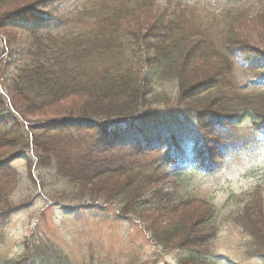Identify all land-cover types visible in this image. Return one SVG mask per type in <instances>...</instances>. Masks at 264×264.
I'll return each instance as SVG.
<instances>
[{
    "label": "rangeland",
    "instance_id": "obj_1",
    "mask_svg": "<svg viewBox=\"0 0 264 264\" xmlns=\"http://www.w3.org/2000/svg\"><path fill=\"white\" fill-rule=\"evenodd\" d=\"M107 1L109 0H7L0 6V113L2 110L5 111L4 115L14 113L9 89L16 69L28 50L29 30L37 28L38 32L44 33L51 29L56 33L53 25H48L47 21L63 20L64 17L76 19L78 16L81 18L76 22L85 27L92 22L84 15L94 12L95 7L96 10L100 9L98 4ZM149 3L145 8L138 7L130 15L120 18V23L123 21L120 24L121 32H118L120 42L125 39L127 41L137 31L143 35L148 34L156 21L163 17L168 19L173 12L179 14L185 9L183 7H192L197 13L198 24H202L214 40L215 51L227 56L232 53L231 57L228 56L234 70L231 75L234 89L231 90L252 96L261 94L263 99L260 101L264 103V0H150ZM90 6H93L92 9ZM86 10L88 11L85 12ZM82 11L85 14L78 15ZM19 12L24 19L26 16L34 17L35 13L46 18L40 22L32 21L35 23L32 24L16 14ZM8 15L22 20L7 19ZM36 17L41 19L39 15ZM235 20L233 29L237 35V44L228 46L224 44L226 32L231 21ZM148 39L152 40L150 36ZM203 65L206 72L223 69V65L215 60L206 61ZM135 67L140 69L142 65L138 62ZM228 67L230 69L227 62L224 65L226 71ZM172 85L168 84L165 90L172 91ZM205 100L208 102L209 97ZM186 101L191 103L189 98ZM177 103L175 99L168 111L158 107V112L155 113L165 114L160 125L172 129L191 118L182 114L184 109ZM69 104V101H65L59 107L39 108L29 113L27 119L20 114H16V120L3 116L6 125L2 123V126L14 133L0 141L4 145L11 141L13 144L27 141L31 139L28 124L40 127L41 123L54 121L58 117L76 115L77 113L61 109ZM192 105L194 106L189 108L200 109L201 102L197 100ZM233 108L236 107H231L230 112L237 109ZM14 121L17 122L16 126L12 124ZM236 123L237 126L226 124L227 129H219V135L212 137L214 140L210 146L214 142L219 145L214 150L215 160L219 165L217 170L201 168L189 154L191 144L185 145L187 157L184 156L180 163L168 164L164 171L161 170L164 177L160 182L145 190L147 196L144 198L148 200L153 199L156 192L171 194L169 197L172 200L155 202L159 203L158 206L145 214L140 213L142 216L139 218L123 214L107 198L125 191L129 176L120 174L99 179L96 186H85L73 180L82 178L80 170L83 174L86 171V157L80 158L81 155H77L85 152L88 146L83 144L73 148L66 147V152L59 148L51 150L47 140L53 145L62 136V131L52 128L45 133V130H39L35 133L38 136L35 139L37 142L28 149L17 145L0 151V157L7 156L10 167L4 174L6 170H0L3 171L0 172V193H5L6 199V207L0 213V260L18 258L32 241L44 240L66 253L75 264H179V259L186 257L187 245L195 242L201 245L208 258L203 259L206 260L204 264H264V256L259 253V249L264 247V121L247 112L239 116ZM106 125L108 131L113 127L108 123ZM34 129L37 130L35 127ZM102 132L105 130L102 129L100 133ZM95 135L96 133L93 138ZM99 138L104 139L102 136ZM156 141L159 144L161 142L158 138ZM38 143L39 146L36 147ZM222 143L234 146L224 149L220 147ZM111 154L116 158L121 153L110 152ZM157 157L154 153L153 157L149 155L144 161L153 162ZM66 160L69 162L66 163ZM64 169H68L71 179L63 176ZM130 177L135 179L140 176L133 174ZM141 182L142 180L136 187L144 186ZM96 187L100 189L99 192L102 190V200L87 198L77 203L57 200L58 196L72 199L78 194L92 195L93 188ZM157 198L159 197L156 196ZM113 200L119 204L116 199ZM205 211L214 212L216 223L213 225L208 220L206 227L200 226L196 233H190L183 240L187 243L183 247L178 244L173 247L176 243L174 241L172 245L169 244L171 248L162 249L153 242L151 234L145 228H154L159 223L166 229L178 220V216L195 218L199 223L210 218ZM140 218L142 219L139 220Z\"/></svg>",
    "mask_w": 264,
    "mask_h": 264
},
{
    "label": "trees",
    "instance_id": "obj_2",
    "mask_svg": "<svg viewBox=\"0 0 264 264\" xmlns=\"http://www.w3.org/2000/svg\"><path fill=\"white\" fill-rule=\"evenodd\" d=\"M6 1L0 0V6ZM149 1L109 0L99 3L100 9L96 10L95 7L94 12L84 15L92 22L85 27L76 22L81 18L78 16L76 19L64 17L63 20L47 21L48 25H53L56 33L51 29L44 33L38 32L37 28L29 30L28 50L16 69L9 89L14 113L4 115V110L0 113L1 140L14 133L6 126H2V123L6 125L4 118L16 120V114H20L27 119L29 113L39 108L59 107L65 101H69L68 107L63 106L61 109L73 114L77 113L76 115L67 114L71 117L61 116L54 121L41 123L40 127L28 124L31 139L17 144L11 141L8 145L0 141V151L8 147L15 148L17 145L28 149L37 142L35 139L38 136L35 133L39 130H45V133L50 132L52 128L62 131V136L53 145L47 140L51 150L59 148L66 152V147L73 148L83 144L88 146L85 152L77 155L78 157L81 155L80 158L86 157L84 163L86 171L83 174L80 170L82 178L73 180L85 186L92 184L96 186L95 183L99 179L120 174L124 177L129 176L125 191L107 198L123 214L138 218L142 216L140 213L145 214L158 206L159 203L155 202L172 200L169 197L171 194L163 192L153 193V199L148 200L144 198L147 196L145 190L148 186H155L160 182L164 177L161 175L162 171L168 164L184 159L185 145L191 144L192 150L189 154L201 168L217 170L219 165L215 160L214 150L219 145L217 142L212 146L210 144L214 136L219 135L218 130L227 129L228 123L237 126L238 117L247 112L264 121V103L260 101L263 96L261 94L252 96L231 90L234 89L231 83L234 70L228 56L231 57L232 53L227 56L215 51L214 40L203 25L198 24L199 21L196 19L198 16L194 8L183 7L185 9L179 14L173 12L168 19L163 17L156 21L155 25H151L153 31L148 30V34L143 35L137 31L132 33L127 41L125 39L120 42L118 32H121L120 24H123V21L120 23V18L130 15L138 7L145 8L150 4ZM92 7L90 6L91 9ZM83 11L78 15L85 14L88 10ZM98 13L100 15H97ZM16 14L24 19L22 13ZM36 15L41 19H37ZM33 16L28 18L26 16L24 20L40 22L46 18L39 13ZM11 18L20 19L8 15L7 19ZM4 19L7 20L6 17ZM235 22L236 20L231 21L227 29L225 45L237 44L235 38L237 35L233 29ZM149 36L152 40L148 39ZM227 48L231 50L230 47ZM212 60L223 65V69L206 72L203 64ZM138 62L142 65L140 69L135 67ZM227 62L230 64L228 71L224 68ZM165 82L173 84L172 91L165 90L168 86L163 84ZM218 96L220 99H217ZM208 97L209 100L206 102L205 98ZM187 98L191 103H187ZM175 99L184 109L182 114L191 118L186 123L169 129L159 124L160 121L163 123L162 118L165 114L155 112H158L159 106L167 111L170 110ZM197 100L201 102L200 109L189 108L194 106L192 103L196 104ZM233 105L237 109L233 108L236 110L230 112ZM16 123L14 121L12 124L16 126ZM107 123L113 125L109 131ZM102 129L105 132L100 133ZM93 132L96 133L97 138L95 136L93 138L95 134ZM156 138L161 141L160 144ZM220 145L224 149L231 146L225 143ZM38 146L39 143L36 147ZM110 152L121 154L114 158ZM154 153L158 155L155 161H144L145 157L149 155L153 157ZM68 162L66 160V163ZM127 162L131 163L127 164ZM0 170H6L2 171L3 174L10 170L7 156L0 157ZM67 170L62 171L63 176L71 179ZM133 174L140 177L133 179L134 177H130ZM140 180L144 186L136 187ZM93 189L92 195L78 194L72 199L58 196L57 200H69L74 203L87 198H93L94 201L102 200L100 198L102 190L99 192L98 187ZM155 195L159 198L156 199ZM176 198L180 199L179 195H176ZM113 199H116L121 206ZM5 207V193H0V213ZM205 212L210 218L203 219L199 223L195 218L178 216V220L166 229L159 223H156L154 228L152 226L145 228L147 233L151 234L150 238L153 242L162 249L171 248L174 241L176 243L173 247H176V244L183 247L187 245L184 239L190 233H196L200 226L206 227L208 220L213 225L216 223L214 212ZM185 250L186 257L179 259V264L206 263L203 259L208 258L205 257L201 245L192 242ZM259 253L264 256V247L259 249ZM0 264L75 263L66 253L43 240L32 241L18 258L3 259L0 260Z\"/></svg>",
    "mask_w": 264,
    "mask_h": 264
},
{
    "label": "bare ground",
    "instance_id": "obj_3",
    "mask_svg": "<svg viewBox=\"0 0 264 264\" xmlns=\"http://www.w3.org/2000/svg\"><path fill=\"white\" fill-rule=\"evenodd\" d=\"M184 156H186V154H184ZM178 163H180L181 161H177Z\"/></svg>",
    "mask_w": 264,
    "mask_h": 264
}]
</instances>
